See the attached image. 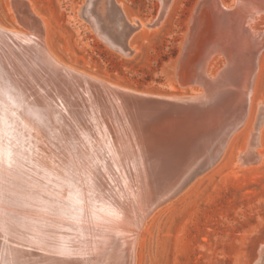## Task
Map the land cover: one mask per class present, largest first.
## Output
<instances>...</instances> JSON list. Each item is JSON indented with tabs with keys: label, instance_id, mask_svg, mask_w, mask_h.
Returning a JSON list of instances; mask_svg holds the SVG:
<instances>
[{
	"label": "bare ground",
	"instance_id": "6f19581e",
	"mask_svg": "<svg viewBox=\"0 0 264 264\" xmlns=\"http://www.w3.org/2000/svg\"><path fill=\"white\" fill-rule=\"evenodd\" d=\"M234 1L233 9L221 0L196 4L177 78L200 91L174 96L128 89L61 63L45 21L26 0H10L25 30L0 24V264H137L147 219L198 171L216 166L251 116L264 0ZM159 2L156 25L174 0ZM77 12L127 58L135 35L149 29L113 0H87ZM135 21L130 33L127 22ZM218 56L225 66L211 76ZM263 125L260 101L238 168L261 164ZM255 264H264V245Z\"/></svg>",
	"mask_w": 264,
	"mask_h": 264
},
{
	"label": "rangeland",
	"instance_id": "374dc122",
	"mask_svg": "<svg viewBox=\"0 0 264 264\" xmlns=\"http://www.w3.org/2000/svg\"><path fill=\"white\" fill-rule=\"evenodd\" d=\"M26 1L32 12L45 21L48 46L61 63L135 91L174 96L199 93L197 88L179 85L182 81L177 78V66L191 16L202 0H174L158 25L143 28L135 35L131 41L135 52L129 58L101 41L83 13L77 12L87 0ZM113 1L121 5L128 19L134 17L148 24L158 20L159 0ZM221 1L228 8L235 7L234 0ZM0 24L25 30L16 23L10 0H0ZM209 28L204 27L203 37ZM197 47L192 58L199 54L201 45ZM223 62L224 58L218 56L211 63V76L225 66ZM260 101L264 103V49L247 126L234 137L216 166L198 171L182 194L147 219L146 234L137 247V264L256 263L258 250L264 245V125L257 148L263 157L261 164L240 169L235 161L245 150Z\"/></svg>",
	"mask_w": 264,
	"mask_h": 264
},
{
	"label": "water",
	"instance_id": "95a60500",
	"mask_svg": "<svg viewBox=\"0 0 264 264\" xmlns=\"http://www.w3.org/2000/svg\"><path fill=\"white\" fill-rule=\"evenodd\" d=\"M84 15V14H83ZM85 17V16H84ZM134 24H130V23H128L127 22V26L129 27V31H130V33L131 32H133V31H135V27L137 28L138 27V23H137V21H135V22H133ZM149 28H151V27H153V26H155L156 25V22H153V23H151V24H148V23H145ZM137 31V30H136ZM122 39V44H123V46L124 47H126V37H122L121 38Z\"/></svg>",
	"mask_w": 264,
	"mask_h": 264
}]
</instances>
